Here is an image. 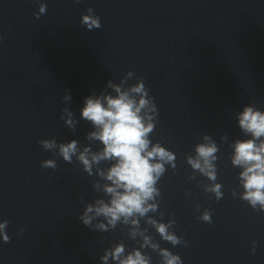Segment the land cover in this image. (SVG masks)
Returning a JSON list of instances; mask_svg holds the SVG:
<instances>
[{
  "label": "clouds",
  "instance_id": "clouds-1",
  "mask_svg": "<svg viewBox=\"0 0 264 264\" xmlns=\"http://www.w3.org/2000/svg\"><path fill=\"white\" fill-rule=\"evenodd\" d=\"M46 10V3H39L36 18L39 19ZM87 13L82 15L81 24L88 30L99 29V16L93 14L91 7ZM132 79L136 82L129 84L128 81ZM106 87L112 91L87 96L80 109V118L89 122L93 128L86 134L89 141L87 146H82L76 139L57 143L54 137L40 139L37 143L67 163H72L75 158L89 176L99 177L93 181V189L97 193L102 192L103 197L91 203L80 198L81 203L85 204L79 216L83 225L100 232L115 231L118 226H126L127 237L139 245L129 250L124 241L120 240L104 250L99 257L101 264H152V257L144 249L156 252L160 257L159 264H183L180 255L160 247L149 234L148 227L141 226L143 221L162 240L170 242L174 247L189 246L183 237L173 231L175 218L170 215L167 222H164V212L159 211L162 197L158 183L169 167L176 170L177 156L159 141L153 143L150 138L158 120L154 97L149 95L143 78L135 77L131 70L119 83L109 79ZM69 93L70 90L65 89V103L71 102ZM60 118L70 130H76L78 121L68 107L63 109ZM236 120L241 132L248 138H237L229 145L232 149L231 164L241 169L238 181L243 189L239 193L232 189L231 194L233 198L246 201L253 210L264 212V111L254 104H247L236 113ZM201 139L202 142L193 148L194 154L185 158L193 170L188 178L195 180L197 173L205 177L208 182L198 186L219 201L224 195L223 185L217 182L219 146L211 135L204 134ZM220 139L222 143L228 142L227 134ZM92 142H99L101 147L94 151ZM102 162L108 166L102 167ZM41 167L56 169L57 163L54 159H45ZM189 195L185 193L186 198ZM195 211L200 212V205L195 206ZM157 213L161 219L152 215ZM196 218L211 224V209H204ZM8 225V220L0 221V239L5 243L10 240L6 233ZM256 247L257 242L253 241V253Z\"/></svg>",
  "mask_w": 264,
  "mask_h": 264
},
{
  "label": "water",
  "instance_id": "water-1",
  "mask_svg": "<svg viewBox=\"0 0 264 264\" xmlns=\"http://www.w3.org/2000/svg\"><path fill=\"white\" fill-rule=\"evenodd\" d=\"M0 221L8 220L0 264H36L16 139L7 28V0H0Z\"/></svg>",
  "mask_w": 264,
  "mask_h": 264
}]
</instances>
